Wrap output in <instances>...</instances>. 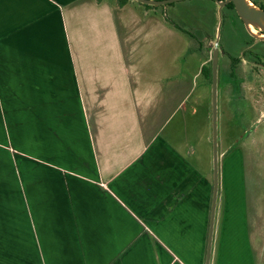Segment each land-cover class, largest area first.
<instances>
[{
  "label": "crops",
  "instance_id": "1",
  "mask_svg": "<svg viewBox=\"0 0 264 264\" xmlns=\"http://www.w3.org/2000/svg\"><path fill=\"white\" fill-rule=\"evenodd\" d=\"M165 5L0 0V264L206 263L207 59ZM240 138H218L211 264H256Z\"/></svg>",
  "mask_w": 264,
  "mask_h": 264
},
{
  "label": "rangeland",
  "instance_id": "2",
  "mask_svg": "<svg viewBox=\"0 0 264 264\" xmlns=\"http://www.w3.org/2000/svg\"><path fill=\"white\" fill-rule=\"evenodd\" d=\"M255 1L258 5H264V0ZM165 6V15L187 31L183 33L178 30V40H188L189 35L194 40L197 50L192 70H197L203 59H207L204 66H212V52L220 35L219 46L224 54L219 58L218 138L220 141L224 139L225 142L221 143L223 148L224 143H231L240 135V144L249 150L244 152V156L249 183L251 232L256 264H264V42L250 37L235 8L225 6L220 17L214 0H178ZM164 47L158 52L162 53ZM233 57L240 58L237 76L241 90L236 92L237 99H234L235 89L230 77ZM204 76L202 74L197 79L198 89L193 101H200L201 106L209 108V125L212 130V84L211 79L206 76L205 79ZM236 102L243 107L242 114L238 116L232 112V104ZM245 129L247 131L244 134ZM211 144H203L205 152H212ZM17 153L21 156L24 154ZM30 244H34L33 241L30 240Z\"/></svg>",
  "mask_w": 264,
  "mask_h": 264
},
{
  "label": "water",
  "instance_id": "3",
  "mask_svg": "<svg viewBox=\"0 0 264 264\" xmlns=\"http://www.w3.org/2000/svg\"><path fill=\"white\" fill-rule=\"evenodd\" d=\"M143 4L160 5L168 4L178 0H136ZM218 4V12L221 17L223 8L230 2L234 4L239 18L243 21L248 33L261 41H264V8L252 0H215ZM253 26L257 32L252 31ZM219 37L215 41L216 46L212 52V108H213V163H214V193L212 215L210 222L208 250L206 254V263L211 264V248L213 240V227L216 212V201L219 186V158H218V131H217V111H218V81H219V58L224 51L219 46Z\"/></svg>",
  "mask_w": 264,
  "mask_h": 264
},
{
  "label": "trees",
  "instance_id": "4",
  "mask_svg": "<svg viewBox=\"0 0 264 264\" xmlns=\"http://www.w3.org/2000/svg\"><path fill=\"white\" fill-rule=\"evenodd\" d=\"M253 2H255L257 4V2L255 0H252ZM128 2V0H119V4L120 5H124ZM145 6L147 7H151V5H148V4H145ZM261 8H264V5L263 3H260L259 5ZM226 7H232V8H235L234 7V4L232 2L228 3L226 5ZM250 37L252 38V36L250 35ZM264 42V41H262ZM240 62V58L239 57H233L232 58V64H231V72H230V77L233 81V85H234V89H235V93H239L240 90H241V82L239 81V78L237 76V66ZM202 73L209 79H211L212 77V68L210 66H203L202 68ZM236 93V94H237ZM239 100V99H238ZM242 99L240 98L239 101H241ZM238 107L239 105L241 106V109L243 110V107L240 103L236 102Z\"/></svg>",
  "mask_w": 264,
  "mask_h": 264
},
{
  "label": "bare ground",
  "instance_id": "5",
  "mask_svg": "<svg viewBox=\"0 0 264 264\" xmlns=\"http://www.w3.org/2000/svg\"><path fill=\"white\" fill-rule=\"evenodd\" d=\"M251 29L252 31L257 32V30L253 26H251Z\"/></svg>",
  "mask_w": 264,
  "mask_h": 264
},
{
  "label": "flooded vegetation",
  "instance_id": "6",
  "mask_svg": "<svg viewBox=\"0 0 264 264\" xmlns=\"http://www.w3.org/2000/svg\"><path fill=\"white\" fill-rule=\"evenodd\" d=\"M215 1V0H214ZM216 2V1H215ZM217 6H218V4H217Z\"/></svg>",
  "mask_w": 264,
  "mask_h": 264
},
{
  "label": "built area",
  "instance_id": "7",
  "mask_svg": "<svg viewBox=\"0 0 264 264\" xmlns=\"http://www.w3.org/2000/svg\"><path fill=\"white\" fill-rule=\"evenodd\" d=\"M263 115H264V113H263Z\"/></svg>",
  "mask_w": 264,
  "mask_h": 264
}]
</instances>
